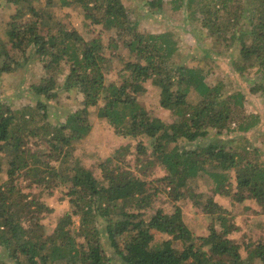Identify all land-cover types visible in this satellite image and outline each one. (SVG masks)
I'll use <instances>...</instances> for the list:
<instances>
[{"label":"trees","instance_id":"1","mask_svg":"<svg viewBox=\"0 0 264 264\" xmlns=\"http://www.w3.org/2000/svg\"><path fill=\"white\" fill-rule=\"evenodd\" d=\"M5 3L13 13L0 42V75L36 58L43 77L22 89L32 105L0 100V246L8 257L0 264H264V241L237 238L236 214L213 199H251L264 209V164L251 157L249 139L238 136L261 121L243 110V93L228 94L221 82L208 83L204 70L211 69L218 49L237 75H256L253 92L264 90V0H147L149 9L183 18L190 30L203 32L197 40L206 47L198 42L200 54L189 58L194 65L181 61L174 32L141 31L121 0ZM71 5L88 27L114 33L110 47L121 64L115 80H107L112 55L102 41L51 12ZM147 83L158 90L157 105L173 122L159 119L144 102ZM72 91L81 96L79 105L62 121L48 122V103L59 92ZM93 108L115 135L137 140L133 168L123 147L98 164L100 178L83 165L73 142L89 135ZM210 134L213 140L197 144ZM144 162L148 165L140 166ZM153 164L164 174L147 180ZM23 176L29 182L25 188L66 190L69 210L50 234L41 221L52 209L39 195L23 193ZM202 176L211 184L209 194L190 187ZM161 193L173 211L157 209L146 219ZM188 199L210 217L205 236L193 235L176 205Z\"/></svg>","mask_w":264,"mask_h":264},{"label":"rangeland","instance_id":"2","mask_svg":"<svg viewBox=\"0 0 264 264\" xmlns=\"http://www.w3.org/2000/svg\"><path fill=\"white\" fill-rule=\"evenodd\" d=\"M127 9L129 17L133 21H137L141 31L159 33L170 30L174 32L176 39L179 43V54L181 61L188 65H194L195 62L189 59L191 56L199 55L200 50L197 47H206L204 40L199 39L203 32L198 28H190L187 26L186 21L183 18L175 20L171 17H164L159 11L151 10L146 6L147 0H121ZM52 14L57 19L70 20L76 29L82 34L92 37H98L105 48L106 55H112L110 57V66L107 74V80L112 81L117 78V72L121 67L119 61L113 56L114 49L110 47V39L114 36V33L104 27L91 26L83 22L78 8L73 5L63 8L62 12L58 8L51 10ZM13 13L12 9L5 3V0H0V42L4 40L5 31L9 28L8 21L9 16ZM87 36V35H86ZM123 52V51H121ZM219 50L211 55L214 59L211 69L207 65L204 66V70L208 72L207 82L217 83L221 82L224 87V92L233 94L235 92H241L245 96L244 111L249 114H257L260 118L261 124L257 129L252 130L247 134H239L238 136L247 137L250 141V146L247 147L248 152L255 150V154L251 157H255L256 162L264 164V90L252 91L254 80L256 75L244 74L242 76L237 75L229 62L227 54H217ZM224 54V53H222ZM3 56L0 53V64L3 61ZM43 77V70L41 63L38 59L34 58L26 66H22L17 70H13L8 74L0 75V100H7L16 106H24L31 104L30 98L27 94H23L22 89L26 88L30 83L38 84ZM261 80H257L255 83H260ZM264 84V81L262 82ZM148 89V95L145 103L152 112L162 121L170 123L174 121V117L169 111L163 110L157 105L158 90L150 85L146 84ZM81 101V96L75 92H59L57 99L49 102V117L47 121L51 124H55L57 121H62L68 112L74 110ZM32 105V104H31ZM97 108L91 109L89 120L91 124V131L88 136L82 138L79 141L73 142L76 148V154L80 156V159L87 168L94 172L96 178H100V172L98 164L108 157L113 156V153L118 148H126L130 154L126 156L125 160L129 161L133 168L135 145L137 140L117 136L113 130L106 124L97 119ZM36 120L40 121V118L36 115ZM214 133V132H212ZM231 138L232 135L230 136ZM214 139V134H210L205 139H200L197 144L205 145ZM139 140V139H138ZM145 143L147 139L143 140ZM29 145L32 148L36 147V143L32 140ZM194 144H190L188 147L192 149ZM38 147H41L39 145ZM145 156L142 157V160ZM148 165L147 162L140 164V166ZM150 169L147 170V180L160 177L164 174V171L153 165H149ZM6 165L2 162V175L1 180H6L5 176ZM27 177L20 178V184L23 189V193L27 194L32 192L40 196L42 202H44L49 208L52 209V213L47 214L42 218V225L45 228V232L50 234L59 217H61L66 211L69 210V197L65 195L66 190L64 188L44 189L39 186H32L31 188H25L29 185L26 180ZM190 185L195 193H210L212 191L209 179L205 176L200 177L195 183ZM213 199L220 206L230 210L235 216V223L239 227V231L236 233L237 238L247 239H262L264 241V209L260 207L256 202L251 199H247L241 203L232 201L230 197L215 195ZM180 206L183 212L185 223L188 225L193 235L205 236L208 232V225L210 217L203 215L199 208L193 206L191 200H183L176 203ZM174 204L170 202L165 193L158 194L154 200L152 209L149 210L145 218H150L157 209H162L165 213H171L173 211ZM74 227L78 225L77 217H73ZM243 239V240H244ZM238 240V239H237ZM7 257L6 252L2 246H0V258Z\"/></svg>","mask_w":264,"mask_h":264}]
</instances>
